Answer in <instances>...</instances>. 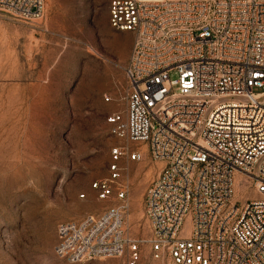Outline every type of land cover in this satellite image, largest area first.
I'll return each mask as SVG.
<instances>
[{
    "label": "built area",
    "instance_id": "obj_1",
    "mask_svg": "<svg viewBox=\"0 0 264 264\" xmlns=\"http://www.w3.org/2000/svg\"><path fill=\"white\" fill-rule=\"evenodd\" d=\"M43 9L44 0H0L24 20ZM108 14L133 43L123 106L106 121L162 162L143 198L150 233L125 235L124 202L60 224L56 252L83 261L126 245V264H139L147 241L144 264H264V0H110ZM111 154L109 176L91 186L124 198L117 159L143 153L116 145ZM245 182L255 195L239 201Z\"/></svg>",
    "mask_w": 264,
    "mask_h": 264
},
{
    "label": "rangeland",
    "instance_id": "obj_2",
    "mask_svg": "<svg viewBox=\"0 0 264 264\" xmlns=\"http://www.w3.org/2000/svg\"><path fill=\"white\" fill-rule=\"evenodd\" d=\"M109 2L44 0L37 20L0 11V264H126V245L121 254L83 261L55 249L60 224L124 202L125 235L149 236L143 198L162 162L144 142L111 133L106 121L123 106L116 98L127 85L133 43L131 32L110 27ZM116 145L143 157L120 156L127 194L100 198L91 184L109 176ZM248 185L238 183L239 201L255 195ZM140 248L144 264L149 243Z\"/></svg>",
    "mask_w": 264,
    "mask_h": 264
}]
</instances>
